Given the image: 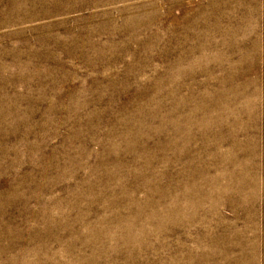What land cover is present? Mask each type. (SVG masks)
I'll use <instances>...</instances> for the list:
<instances>
[{"label": "rangeland", "instance_id": "1", "mask_svg": "<svg viewBox=\"0 0 264 264\" xmlns=\"http://www.w3.org/2000/svg\"><path fill=\"white\" fill-rule=\"evenodd\" d=\"M0 264H264V0H0Z\"/></svg>", "mask_w": 264, "mask_h": 264}]
</instances>
